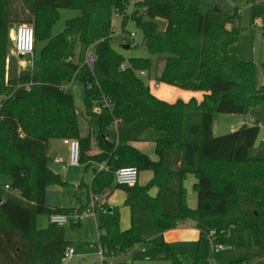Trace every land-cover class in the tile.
<instances>
[{"label": "trees", "instance_id": "trees-1", "mask_svg": "<svg viewBox=\"0 0 264 264\" xmlns=\"http://www.w3.org/2000/svg\"><path fill=\"white\" fill-rule=\"evenodd\" d=\"M199 2L0 0V173L13 181L8 190L19 192L28 202L24 206L7 200L0 205V264H64L69 248L64 228L51 224L46 230L36 229L38 215L74 210L46 204L47 188L66 184L48 166L49 142L59 139L79 140L80 165L90 166L88 161L107 164L108 171H95L90 194L100 195L108 189L120 169L152 173L146 186H118L126 194L130 229H121L115 209L98 217L97 245L106 257L148 244L137 232L140 226L155 225L168 232L191 221L200 232L193 264H264V142L256 146L260 128L244 125L219 137L213 132L218 115H244L253 107L264 106V85L257 87L254 63L242 62L230 52L239 30L229 26L238 20V14L203 13ZM97 8L114 10L123 17V27L129 20L135 22L143 34L141 47L164 62L160 83L204 92L203 101L170 104L158 99L137 75L150 72L151 59L127 60L114 50L110 23L103 40L94 44L93 70L76 63V44L89 42V22ZM60 9L77 10L80 16L68 20L65 30L50 38ZM255 18L264 31V13ZM23 23L33 24L36 40L49 38L41 51V79L31 70H23L17 77L14 70L11 31ZM125 37L132 39V34ZM72 83L82 86L87 109L103 107L96 135L98 155H87L92 137L80 134V113L73 96L66 92ZM139 120L164 134L155 141L156 160L131 140L117 142L113 127ZM193 141L197 151L195 165L190 166L185 153ZM190 174L196 177V209L187 203L185 181ZM211 232H215L212 238ZM214 245L228 249L213 253ZM153 248L156 260L183 264L169 243L153 244Z\"/></svg>", "mask_w": 264, "mask_h": 264}, {"label": "rangeland", "instance_id": "rangeland-1", "mask_svg": "<svg viewBox=\"0 0 264 264\" xmlns=\"http://www.w3.org/2000/svg\"><path fill=\"white\" fill-rule=\"evenodd\" d=\"M141 1V0H137ZM218 8L222 13L233 16L239 13L238 20L230 25L231 29L239 30V38L237 42L230 47V52L235 54L242 62L254 63L257 67V87L260 88L264 85V31L255 29V23L257 19L255 15L257 13H264V0L253 3L251 0H200L199 9L203 13L213 12ZM128 13H131L129 9ZM80 16V12L72 9H60L59 19L51 28L50 38H54L60 35L66 27L68 20L77 18ZM110 23L111 28V44L119 54L123 55L125 59L131 58H149L152 61V68L149 77L138 75L141 80L150 87L152 93L160 100L173 104L177 101L189 102L195 99L198 103H201L204 99V92L190 91L181 89L179 87L169 86L162 84L158 81L163 67L162 62L157 55H150L147 50L141 47L143 41L142 32L136 27L134 21L129 20L123 27V17H120L114 10L109 11L102 8H97L89 22L88 38L89 42H78L75 47V62L78 64L86 65L87 58L94 54V44L103 40L105 37L104 29L106 24ZM29 24L31 23H23ZM19 25V24H17ZM15 25V26H17ZM14 26V27H15ZM34 27V26H33ZM13 32V29H12ZM11 32V34H12ZM127 34H134L132 39H127ZM12 41V39H11ZM49 38L43 37L36 40V53L34 60L26 58L23 62L19 61L13 54L12 43V56L14 58L15 73L16 76L23 70H31L30 64L33 61V74L39 79L42 78V64H41V51L48 44ZM128 43H133L132 48H127ZM32 66V65H31ZM17 70V72H16ZM158 85V88L155 85ZM66 92L71 94L75 100L76 107L79 112L82 113L79 116V131L80 134H88L91 130L92 134V149L87 153L89 156H95L100 153V149L97 145L96 135L99 131V115L95 111L96 106L89 110L85 105L82 86L78 83H72L66 88ZM251 119H254L252 122ZM215 137L224 136L230 133V128L235 126L237 130L247 123L248 125H257L260 128V134L256 146L264 140V106H258L251 108L244 115H226L220 114L215 119ZM255 123V124H254ZM117 142L118 144L131 140L132 143L141 152L150 156L153 160L157 159L155 152V140L163 136V133L157 132L151 128H148L144 120H139L131 125H120L116 128ZM65 140V139H59ZM50 147V159L48 162L49 169L60 175L61 179L66 182L65 185H50L47 188L46 204L49 207L57 209H78L82 207L80 204H84L87 200V195L90 190V186L93 179L94 168L100 170L105 166V163H97L88 161L89 165L68 166L64 168L62 165L56 164L53 159L61 157L64 161L69 159L66 154L58 149L55 140L51 141ZM94 148H97L95 150ZM81 150V147H80ZM197 151V144L195 141L190 143L186 149V161L188 165H195V152ZM81 159V152H80ZM152 178V173L142 172L140 173L139 185L146 186ZM12 179L6 175L0 173V197L4 200H13L21 205L27 206L28 202L21 198L20 193L14 190H6L5 186H12ZM196 177L194 174L188 175L185 181V187L187 189V203L192 209L197 207V194L195 190ZM155 194V190L152 191ZM107 193L109 199L107 200V207L109 210L115 209L120 217V226L122 230H128L131 228L130 209L126 205V194L123 188L118 187L115 179L111 186L104 190L100 195ZM111 193L113 195L111 196ZM111 196V197H110ZM82 210V208H80ZM50 215L43 214L36 217V229L46 230L50 225ZM184 222L178 226V231L165 233L159 231L155 225L140 226L137 229L140 237L148 242L143 248L136 246L134 249L119 254L115 257H107L104 264H112L114 260L115 264H172L168 260H156L154 254L153 244H159L161 242H168L174 248L175 254L181 258L183 264H193L198 253V240L197 230L193 228V235L187 234L184 228ZM65 230V238L69 243V248H73L76 251V256L65 264H101L98 262L97 254L99 249L95 244L99 243L100 231L98 229V220L92 217L85 219L82 223L73 225L68 224L63 227ZM191 233V231H189ZM151 241V243L149 242ZM68 249L66 251H68ZM144 249V251H143ZM228 249L227 247L224 250ZM223 250V251H224ZM66 254V252H65ZM126 255L129 257V261H126ZM65 257V256H64ZM96 260L98 263H96ZM214 263V259L211 260Z\"/></svg>", "mask_w": 264, "mask_h": 264}, {"label": "built area", "instance_id": "built-area-1", "mask_svg": "<svg viewBox=\"0 0 264 264\" xmlns=\"http://www.w3.org/2000/svg\"><path fill=\"white\" fill-rule=\"evenodd\" d=\"M12 32V31H11ZM35 29L32 25L29 24H19L13 28V32L11 34V39L13 43V54L19 59V61L23 62L26 58H31L34 60V53L36 48V37H35ZM134 36V34H132ZM96 61V57L94 54L90 55L87 58L88 67L93 70L94 64ZM23 64H26L23 62ZM32 65V66H31ZM126 65L122 66L124 70ZM30 68H33V61L30 64ZM137 75L145 76V71L137 72ZM155 87H158L157 85ZM108 105V103H106ZM110 106V105H109ZM102 106H96V112L99 114L102 110ZM252 122L253 119H252ZM255 124V123H254ZM264 142V140L262 141ZM64 145H66L69 149V165L79 166L80 165V142L76 139H65L63 141ZM57 162H61L60 159L56 160ZM108 166H103L100 168V171H108ZM140 178V173L136 168H123L116 172L115 181L118 186L134 188L138 185ZM9 189V186L6 187ZM109 195L104 193V195H94L90 194L89 202L82 209H74L68 214H53L50 215L49 220L52 225H56L60 228L65 227L68 224L77 225L82 223L85 219L92 217L95 220H98L100 214L108 211L107 207V199ZM215 232H211L209 237L212 238ZM212 240V239H211ZM224 246L214 245L212 246L213 253H218L224 250ZM99 253L98 262L103 264L106 260V255L104 250L101 247H98ZM75 256V250L73 248L68 249L66 251L64 260L66 262L70 261ZM129 257L126 255V261H129Z\"/></svg>", "mask_w": 264, "mask_h": 264}, {"label": "crops", "instance_id": "crops-1", "mask_svg": "<svg viewBox=\"0 0 264 264\" xmlns=\"http://www.w3.org/2000/svg\"><path fill=\"white\" fill-rule=\"evenodd\" d=\"M261 0H259V1H257V2H260ZM253 3H256V2H253ZM238 14V16H239V13H237ZM229 28H230V26H229ZM231 29V28H230ZM255 29L257 30V29H259L258 28V21H256V23H255ZM233 54V53H232ZM235 55V54H234ZM144 77H149L150 78V73H149V75H148V72H146V75L144 76ZM157 85V84H156ZM155 85V86H156ZM158 86V85H157ZM158 88V87H157ZM154 93V92H153ZM80 113V116L82 115V113L81 112H79ZM99 115V114H98ZM252 120V119H251ZM253 121H254V119H253ZM243 125H248L247 123H245V124H243ZM118 126H120V124H116L114 127H113V129H114V131L116 132V134H117V131H116V128L118 127ZM248 126H253V124H250V125H248ZM215 127H216V123L214 122V128H213V132H214V134H215ZM239 127H242V125L241 126H239ZM230 133L231 132H235V131H237V128H235V126H232V128H230ZM92 134H94V131H90L88 134H83V133H81V136L82 137H88L89 135H91V137H92ZM162 134V133H161ZM164 137V134H163V136L162 137H159L157 140H159V139H162ZM51 141H53V140H51ZM51 141L49 142V145H48V157H49V159H50V147H51ZM156 141V140H155ZM55 142L57 143V146H58V149H60L61 151H63L65 154H66V156H67V158L69 157V149H68V147L66 146V145H64V143H63V140H55ZM109 143V142H108ZM95 150H97V148H94ZM57 159H60L61 160V162H57L56 160ZM185 160H186V153H185ZM53 161L56 163V164H58V165H62L64 168H66V167H68V166H71V165H69V163H68V161H69V159H67L66 161H64L61 157H56V158H54L53 159ZM187 162V161H186ZM95 171H96V168H94V173H93V179H94V176H95ZM100 171V170H99ZM92 179V180H93ZM8 185H6L5 187H7ZM6 189V188H5ZM6 190H8V189H6ZM156 193V192H155ZM113 195V193H111V196ZM110 196V197H111ZM89 198H90V190H89V193H88V195H87V200H86V202L84 203V204H80L82 207H80V208H84L86 205H87V203L89 202ZM109 199V198H108ZM107 199V200H108ZM3 200V199H2ZM3 202H4V200H3ZM71 208H75V207H71ZM80 208H78V209H80ZM184 228H187L186 229V231L185 232H187V234H189V236L190 235H193L192 234V232L194 231L193 230V228L195 227V223H193V222H191V221H186V222H184ZM196 228V227H195ZM178 227L175 229V230H177L178 231ZM175 230H172V231H168V232H165V233H170V232H176ZM196 230H197V237H195L194 239H197L198 241H199V237H200V232H199V230L196 228ZM189 231H191V233H189ZM179 232V231H178ZM150 243H151V241H149ZM165 242H167V243H169L168 242V240L167 241H165ZM161 243H163V242H161ZM170 244V243H169ZM171 245V244H170ZM95 246L98 248L99 246L97 245V244H95ZM141 248V247H140ZM143 248V247H142ZM143 251H144V249H143ZM75 256H76V251H75ZM74 256V257H75ZM97 258H98V256H97ZM112 262V264H115L114 263V260H112L111 261ZM96 263H98L97 262V260H96ZM66 264V263H65Z\"/></svg>", "mask_w": 264, "mask_h": 264}, {"label": "water", "instance_id": "water-1", "mask_svg": "<svg viewBox=\"0 0 264 264\" xmlns=\"http://www.w3.org/2000/svg\"><path fill=\"white\" fill-rule=\"evenodd\" d=\"M214 12L215 13H218L219 12V9L218 8H216L215 10H214ZM127 48H129L128 46H127ZM107 141V140H106ZM107 143H108V141H107ZM109 144V146L111 147L112 145L110 144V143H108ZM3 203V200H2V198L0 197V205Z\"/></svg>", "mask_w": 264, "mask_h": 264}]
</instances>
